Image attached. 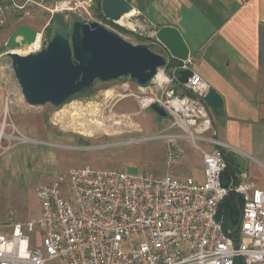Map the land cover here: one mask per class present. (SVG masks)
<instances>
[{
  "label": "built area",
  "instance_id": "2783aa9c",
  "mask_svg": "<svg viewBox=\"0 0 264 264\" xmlns=\"http://www.w3.org/2000/svg\"><path fill=\"white\" fill-rule=\"evenodd\" d=\"M29 4L44 7L42 0H0V31L7 26L10 12L28 13ZM66 5L62 0L46 8L53 13ZM106 20L119 23V19ZM132 25L134 32H144L136 21ZM37 33L34 42L21 43L19 48L32 45L26 53L41 51L47 42L44 30ZM156 42L165 48L167 64L159 66L146 85L138 83L139 92L126 81L119 84L122 91L117 95L134 96L142 110L154 103L164 107L185 131L177 136L192 140L202 153L205 180L72 167L66 175L35 186L39 215L12 222L10 233L0 231V264H236L239 258L244 264H264V189L244 179L241 172L223 183L224 151L234 152L235 147L215 133L205 99L211 85L193 69L191 54L187 59L173 58L158 38ZM186 69L193 73L181 83L180 71ZM2 137L22 138L3 129ZM158 138L174 137L138 136L125 142ZM231 191L242 197L239 238L225 230L218 218L219 204ZM37 227L42 233L40 247L31 236Z\"/></svg>",
  "mask_w": 264,
  "mask_h": 264
},
{
  "label": "crops",
  "instance_id": "0c3cea01",
  "mask_svg": "<svg viewBox=\"0 0 264 264\" xmlns=\"http://www.w3.org/2000/svg\"><path fill=\"white\" fill-rule=\"evenodd\" d=\"M42 1L47 9L60 0ZM127 1L134 14H140L156 30L171 25L181 31L190 49L193 69L223 98L221 107L210 106L217 137L264 165V0ZM37 7L42 6L29 4L26 10ZM17 12L9 13L7 26L0 31L4 43L22 24L37 30L30 22L12 20V14ZM3 75L0 71V131L19 134L22 138L15 141L0 138V188L4 192L1 191L0 197L8 195L12 202L24 203V188L31 189L38 199L35 186L39 181H23L22 175L32 170L50 181L55 176V164H59V153L53 143L55 131L46 125L43 113L36 109L39 106L27 104L21 87L9 86ZM167 139L172 142L173 156L183 155L177 142L173 144L176 138ZM177 160L167 163L166 174L187 176L183 174L185 163L175 165ZM239 164L243 178L264 189L258 167L252 163L249 170L240 161ZM150 170L158 172L160 168H145L142 173H151ZM38 203L37 214L32 216L40 213ZM20 217L17 221L24 222L23 215ZM6 227L12 230L11 225Z\"/></svg>",
  "mask_w": 264,
  "mask_h": 264
},
{
  "label": "rangeland",
  "instance_id": "374dc122",
  "mask_svg": "<svg viewBox=\"0 0 264 264\" xmlns=\"http://www.w3.org/2000/svg\"><path fill=\"white\" fill-rule=\"evenodd\" d=\"M66 2L67 5L62 10L52 13L43 7L31 8L28 13H13L12 20L17 21V23L30 22L41 32L49 25L53 17L52 14L58 13L59 16L50 27L53 31L58 30L68 37L71 36L72 24L75 20L95 21L134 44H147L153 51L161 55L166 54L165 48L156 42L155 27L143 20L140 14L130 12L131 15L126 17V23L118 21L124 25L123 27L132 31L129 32L121 29L119 23L102 18L99 10L95 9L96 0H66ZM138 19L150 25L153 31L144 30L142 33L139 30V32H134L132 23ZM2 36L3 34L0 32V46L5 44ZM43 37L46 42L49 41L45 33ZM25 48L26 46L19 48V50L23 52ZM0 71L4 73L3 79L6 78V83L9 86H20L12 69L11 58L5 52H0ZM126 81L129 82L131 90L139 92V84L127 77L107 82L97 79L94 89L91 90L92 93L88 95H78L60 106L47 103L36 107L43 113L46 125L55 131L53 143L59 153V164H55L54 177L66 175L72 167L85 165L99 169L126 170L131 174H141L145 168L158 167V169L160 168L158 172L153 170L150 172L162 176L166 174L164 167L167 163L177 158L175 165L185 163L184 175L203 181L205 172L203 155L197 146L192 140L177 136L185 133V131L178 127L171 118L161 117L152 108L142 110L132 95L120 98V95H117L120 90L122 91L119 84ZM11 97L15 96L11 95ZM161 134L176 138L170 139H174L172 140L173 144L177 142L183 155L173 156L170 148L172 142L167 138L150 139L137 143L125 142L138 136ZM11 141L15 140L11 139ZM199 143L201 144L200 141ZM233 151L239 161L249 170L252 168L250 164L254 163L260 171V179L264 181V165L256 163L246 152L235 149ZM22 179L28 182L38 180L39 183L49 181L45 177L43 178L39 172L32 170L26 171L25 175H22ZM1 191L0 188V193ZM22 195L24 203L21 201L12 202L8 195L7 197H0L1 232L10 233L11 230L6 226L20 219L22 215V219L27 221L32 214H37L39 200L33 196L32 190L24 188ZM11 210L13 214L10 213ZM31 236L34 245L40 247L42 244L40 228L37 227L32 231ZM50 264L60 263L53 261Z\"/></svg>",
  "mask_w": 264,
  "mask_h": 264
},
{
  "label": "water",
  "instance_id": "95a60500",
  "mask_svg": "<svg viewBox=\"0 0 264 264\" xmlns=\"http://www.w3.org/2000/svg\"><path fill=\"white\" fill-rule=\"evenodd\" d=\"M97 4L102 16L114 20L133 9L127 0H98ZM136 22L144 30H151V26L141 20ZM37 35L36 29L22 24L0 46V52L11 58L26 103L33 106L63 105L97 79L107 82L130 77L146 85L157 68L167 64L166 58L147 44H134L95 21L75 20L70 37L57 32L37 53L15 51L21 43L34 42ZM156 36L173 58H188L189 46L177 27L165 25L157 29ZM192 73L191 69L180 71L179 81L186 83ZM205 99L212 107L223 104L222 96L213 87ZM151 108L161 117H169L158 103Z\"/></svg>",
  "mask_w": 264,
  "mask_h": 264
},
{
  "label": "trees",
  "instance_id": "16d2710c",
  "mask_svg": "<svg viewBox=\"0 0 264 264\" xmlns=\"http://www.w3.org/2000/svg\"><path fill=\"white\" fill-rule=\"evenodd\" d=\"M97 1H96L95 9L99 10V12H100ZM58 16H59L58 13H54L52 19L49 22V25L47 27H45V29H44L45 36L47 37L48 40H51V38L58 32V30L53 31L52 27H50V25L52 23H54V21L56 20V18ZM101 17L104 18V16H102V15H101ZM104 19H106V18H104ZM119 27L123 30L132 32L131 30L126 29L125 27H123L121 25H119ZM94 85H95V82L91 87L84 88L78 94L71 96L70 99H72L78 95H88V94L92 93L91 90L94 89L93 88ZM224 155L227 159V167L223 172L222 180H223V183L226 184L231 177L235 178L236 175L241 171V169H240L239 161L237 160L236 156L232 152L224 151ZM241 207H242V197L240 194H238L234 191L229 192V194L227 196H225L224 199L219 204L218 218H219V220L222 221L225 230L230 231V232L232 231L231 234L235 238H239V224H240V219H241ZM236 264H244V262L242 259L239 258V259H237Z\"/></svg>",
  "mask_w": 264,
  "mask_h": 264
},
{
  "label": "bare ground",
  "instance_id": "6f19581e",
  "mask_svg": "<svg viewBox=\"0 0 264 264\" xmlns=\"http://www.w3.org/2000/svg\"><path fill=\"white\" fill-rule=\"evenodd\" d=\"M130 12H133V9ZM130 12L124 14L118 21L126 23V21H125L126 20V17H128L129 15H131ZM31 49H32V45L26 46L25 51H23V52L20 51L19 48H17L18 52L23 53V54L26 53V52H28V51H30Z\"/></svg>",
  "mask_w": 264,
  "mask_h": 264
},
{
  "label": "flooded vegetation",
  "instance_id": "af4514ba",
  "mask_svg": "<svg viewBox=\"0 0 264 264\" xmlns=\"http://www.w3.org/2000/svg\"><path fill=\"white\" fill-rule=\"evenodd\" d=\"M69 101V100H68Z\"/></svg>",
  "mask_w": 264,
  "mask_h": 264
}]
</instances>
